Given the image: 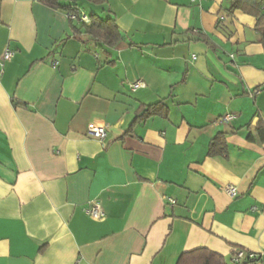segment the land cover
Segmentation results:
<instances>
[{
    "label": "crops",
    "instance_id": "crops-1",
    "mask_svg": "<svg viewBox=\"0 0 264 264\" xmlns=\"http://www.w3.org/2000/svg\"><path fill=\"white\" fill-rule=\"evenodd\" d=\"M75 4L113 17L122 40L109 48L77 38L80 22L39 0H0V264H175L199 247L226 260L235 249L262 253L255 18L229 14L227 0ZM159 100L167 117L125 134L137 106ZM226 114L234 118L218 121ZM89 123L105 125V139L88 136ZM218 132L227 158L206 154ZM93 200L97 222L85 212ZM253 259L244 264H264Z\"/></svg>",
    "mask_w": 264,
    "mask_h": 264
},
{
    "label": "trees",
    "instance_id": "trees-1",
    "mask_svg": "<svg viewBox=\"0 0 264 264\" xmlns=\"http://www.w3.org/2000/svg\"><path fill=\"white\" fill-rule=\"evenodd\" d=\"M46 6L63 11L70 14H80L79 8L75 4V0H70L71 3L63 4L62 0H39ZM94 5H104L106 0H85ZM227 12L231 14L235 10H240L245 14L252 15L255 18L254 29L261 41H264V0H227ZM89 23L80 22V25L71 24L73 35L77 38L85 37L91 38L100 44L112 48L122 40V34L113 17L100 18L94 13L88 15ZM71 21V19H70ZM72 23V22H71ZM194 40H200L211 46V41L205 35H196ZM184 80V78H183ZM168 107L164 100H159L151 104H139L135 110V116L131 121L125 134L133 131L134 126L144 121L151 116L167 117ZM207 156L209 157H228V146L223 132L216 133L207 145ZM42 249V247H41ZM264 259V250L262 253L256 254L253 260L261 261ZM252 258H246L242 263ZM175 264H238L231 259L226 260L222 255L211 251L205 247L194 248L182 252Z\"/></svg>",
    "mask_w": 264,
    "mask_h": 264
},
{
    "label": "built area",
    "instance_id": "built-area-1",
    "mask_svg": "<svg viewBox=\"0 0 264 264\" xmlns=\"http://www.w3.org/2000/svg\"><path fill=\"white\" fill-rule=\"evenodd\" d=\"M69 19L71 20H77L79 22L89 23V17L85 13H80L78 16L76 14H70L68 15ZM13 55L12 50L6 49L2 58L3 59H10ZM130 89L132 91H135L138 88L144 87V82L142 80H136L129 85ZM234 118V115L232 114H226L218 119V121H224L229 122L231 119ZM86 134L90 137L103 140L106 136V126L105 125H98L95 123H89L86 127ZM225 192L230 196L234 197L236 196V189L232 185H226L224 187ZM168 201L173 204L174 200L168 199ZM86 214L88 217L93 221L97 222L101 220L104 216L103 211L100 208V204L97 200H93L90 202V205L85 209ZM255 258V253H248L246 254L242 249H235L231 255V260L234 263H242L243 260L246 258Z\"/></svg>",
    "mask_w": 264,
    "mask_h": 264
},
{
    "label": "water",
    "instance_id": "water-1",
    "mask_svg": "<svg viewBox=\"0 0 264 264\" xmlns=\"http://www.w3.org/2000/svg\"><path fill=\"white\" fill-rule=\"evenodd\" d=\"M256 122V119L253 121V123H255Z\"/></svg>",
    "mask_w": 264,
    "mask_h": 264
}]
</instances>
